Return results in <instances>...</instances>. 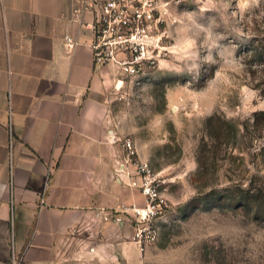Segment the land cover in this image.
<instances>
[{"label": "crops", "instance_id": "obj_1", "mask_svg": "<svg viewBox=\"0 0 264 264\" xmlns=\"http://www.w3.org/2000/svg\"><path fill=\"white\" fill-rule=\"evenodd\" d=\"M81 1L0 0L1 261L13 251L19 264H134L139 253L131 222L98 214L144 205L127 185L118 110L143 78L93 64L72 14Z\"/></svg>", "mask_w": 264, "mask_h": 264}, {"label": "rangeland", "instance_id": "obj_2", "mask_svg": "<svg viewBox=\"0 0 264 264\" xmlns=\"http://www.w3.org/2000/svg\"><path fill=\"white\" fill-rule=\"evenodd\" d=\"M166 53L123 100L122 140L168 208L134 264H264V0H187ZM171 17V19H172ZM254 57V58H253Z\"/></svg>", "mask_w": 264, "mask_h": 264}, {"label": "built area", "instance_id": "obj_3", "mask_svg": "<svg viewBox=\"0 0 264 264\" xmlns=\"http://www.w3.org/2000/svg\"><path fill=\"white\" fill-rule=\"evenodd\" d=\"M187 0H82L72 9L78 25L91 34L90 49L95 66L114 65L126 77H141L153 69L166 47L161 45V35L175 19L172 9H177ZM87 16L85 21L83 18ZM172 17V19H171ZM65 47L72 51L78 45L76 37L65 35ZM11 113L8 112V157L12 159ZM125 162L132 170L126 171L130 188L136 189L144 199V205H119L116 210H101L98 215L104 222L119 226L131 222L132 240L139 252L154 242L159 234L157 220L168 208L167 200L160 190V180L152 173L147 161L133 160L136 156L129 139L123 141ZM44 200H40L43 203ZM0 264H19L12 251L7 261Z\"/></svg>", "mask_w": 264, "mask_h": 264}, {"label": "trees", "instance_id": "obj_4", "mask_svg": "<svg viewBox=\"0 0 264 264\" xmlns=\"http://www.w3.org/2000/svg\"><path fill=\"white\" fill-rule=\"evenodd\" d=\"M252 56L256 57L257 59H260V63L264 67V53H262V51H259L257 48H254L252 50ZM246 202L248 204L255 205L256 207L260 209H263L264 207L263 192L259 190V192L257 193H249V195H246Z\"/></svg>", "mask_w": 264, "mask_h": 264}]
</instances>
